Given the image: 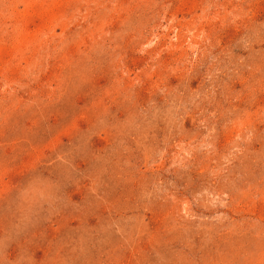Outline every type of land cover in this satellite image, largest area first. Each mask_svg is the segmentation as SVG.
I'll return each instance as SVG.
<instances>
[{
	"label": "rangeland",
	"instance_id": "obj_1",
	"mask_svg": "<svg viewBox=\"0 0 264 264\" xmlns=\"http://www.w3.org/2000/svg\"><path fill=\"white\" fill-rule=\"evenodd\" d=\"M0 264H264V0H0Z\"/></svg>",
	"mask_w": 264,
	"mask_h": 264
}]
</instances>
